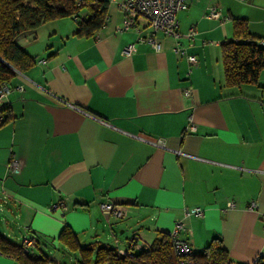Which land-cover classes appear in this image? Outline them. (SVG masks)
I'll list each match as a JSON object with an SVG mask.
<instances>
[{"label": "crops", "instance_id": "crops-1", "mask_svg": "<svg viewBox=\"0 0 264 264\" xmlns=\"http://www.w3.org/2000/svg\"><path fill=\"white\" fill-rule=\"evenodd\" d=\"M118 2L91 38L77 37L71 18L15 38L36 63L3 100L11 117L0 126V235L17 245L31 238L30 256L47 264H78L58 242L64 226L81 247L126 250L138 235V252L181 221L194 254L218 238L231 263L253 264L264 256V81L226 87L221 45L235 38V20L264 38V0H190L177 14L179 37L155 33L159 51L138 41L151 32L143 19L120 31ZM158 139L165 149L150 144ZM10 158L19 173L7 171ZM57 203L64 208L47 212ZM195 208L202 214L185 215ZM0 264L22 263L0 254Z\"/></svg>", "mask_w": 264, "mask_h": 264}, {"label": "trees", "instance_id": "trees-1", "mask_svg": "<svg viewBox=\"0 0 264 264\" xmlns=\"http://www.w3.org/2000/svg\"><path fill=\"white\" fill-rule=\"evenodd\" d=\"M108 1L86 0L77 8L73 0H0V85L10 84L17 73H25L35 60L15 44L22 32L63 18H71L80 11L85 21L76 20L79 38H91L102 28L106 19ZM234 39L221 45V59L226 87L257 84L264 73V47H260L247 30L244 21L235 20ZM247 40V41H246ZM0 126L11 117L8 103H0ZM58 242L71 252H78V264H178L166 233H159L147 248L130 255H121L109 245L81 247L76 236L64 226ZM36 244L34 243V247ZM129 248V247H128ZM133 250V249H132ZM193 252V251H192ZM0 254L14 258L22 264H47L43 256H30L21 243L13 244L0 235ZM190 264H233L218 238L213 239L200 254H192ZM254 264H264L260 258Z\"/></svg>", "mask_w": 264, "mask_h": 264}, {"label": "built area", "instance_id": "built-area-1", "mask_svg": "<svg viewBox=\"0 0 264 264\" xmlns=\"http://www.w3.org/2000/svg\"><path fill=\"white\" fill-rule=\"evenodd\" d=\"M74 4L77 8L83 7L86 3V0H73ZM108 2H112L113 0H106ZM190 0H119L118 7L120 12L123 15V23L120 31L128 30L130 28H134L137 25L138 19H143L147 27L151 30L149 36L145 39L138 38V41L145 40L154 48L155 51L160 50V44L157 42L155 38L156 32H162L163 35L169 37H179L177 33L178 21H177V14L180 11H185L189 6ZM243 1V0H241ZM207 17L209 18H216L218 17V13L211 9L207 13ZM79 19L81 21L86 20V16L82 14V12H78L74 18L73 22ZM195 35L194 28L190 29L189 33L187 34L188 39H193ZM247 41V40H246ZM255 43L260 46L264 47V38L255 40ZM191 44V43H190ZM134 52V45L127 47L124 51L125 56H130ZM176 54L183 56L186 58L187 62L191 65L197 63V57L195 55H187L184 48H176ZM39 63H44V61H39ZM11 88L7 84L0 85V103L3 102L4 98L9 94ZM185 94L189 95L190 91L185 90ZM61 104L73 107L71 104L66 102L60 101ZM83 112V111H81ZM92 119L97 121V118L92 116L91 114L85 113ZM2 118L0 117V120ZM194 126L191 124L186 128V131H193ZM151 145L165 149L166 146L162 140H155L150 142ZM20 164L19 162L14 159L10 158L7 163V171L11 174L19 173L20 171ZM233 204L229 203L227 207H232ZM256 204L253 202L250 205V209H254ZM63 203L53 204L48 207L47 212L52 213L58 209H63ZM102 212L107 214L110 217H113L115 220H121L124 218L123 210L117 206H113L112 204L103 203L100 205ZM190 214L193 215H201L202 210L199 208L185 210V215L189 216ZM187 228L185 224L181 221H176L171 231L167 232L171 245L172 251L175 257L178 260V264H190V258L193 254L191 245L189 241L182 237L183 233H186ZM139 236L133 235L129 240V248L126 250L118 251L121 255H130L132 253V249H139ZM21 245L24 246L25 252H32L34 248V241L24 235L21 238ZM264 261V256L259 257L255 260L257 262L259 259ZM254 262V263H255ZM253 263V264H254Z\"/></svg>", "mask_w": 264, "mask_h": 264}, {"label": "rangeland", "instance_id": "rangeland-1", "mask_svg": "<svg viewBox=\"0 0 264 264\" xmlns=\"http://www.w3.org/2000/svg\"><path fill=\"white\" fill-rule=\"evenodd\" d=\"M260 81H264V73L261 74Z\"/></svg>", "mask_w": 264, "mask_h": 264}]
</instances>
